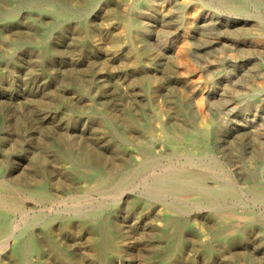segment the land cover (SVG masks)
<instances>
[{
  "label": "rangeland",
  "instance_id": "obj_1",
  "mask_svg": "<svg viewBox=\"0 0 264 264\" xmlns=\"http://www.w3.org/2000/svg\"><path fill=\"white\" fill-rule=\"evenodd\" d=\"M41 1L0 0V179L19 188L41 186L53 198L46 203L25 198L20 210L0 212V264H264V245L257 241L255 225L236 247L211 241L212 221L226 207L264 222V200L252 195L250 180L238 173L244 162L235 158L237 150L218 155L211 148L204 154L218 163L226 182L236 189L234 200L201 209L192 199H174L186 211L184 220L198 217L197 227L205 237L183 225L168 229L158 221L161 215H151L154 194L148 186L154 178H138L124 189L129 193L121 201L123 190L97 192L95 171L74 167L66 159L71 150L92 151L102 156L105 170L120 171L136 153L113 134L134 136L138 128L131 116L145 123L160 116L177 128L182 108L198 113L213 81L204 69L215 54L196 56L201 43L191 37L188 18L215 15L226 25L242 19L218 5L199 2L200 8L192 12L179 9L183 0H153L159 14L153 24L162 27L145 40L137 29L132 31L129 10L118 2L49 0L53 6L46 7ZM163 9L172 20L179 15L182 24L167 23ZM79 25L85 28L77 29ZM223 35L213 38L219 41ZM182 52L187 55L184 61L179 58ZM195 72L202 77L197 95L181 83ZM190 153L195 159L202 154ZM169 155L172 158L163 161L166 167H183L180 150L172 149ZM163 171L161 167L153 173L161 176ZM99 206L102 212L95 219ZM237 222L244 225L241 219ZM102 223L119 234L104 255L93 247ZM226 223L221 219L222 226ZM19 236L33 237L41 255L18 257ZM56 252L64 254L63 261Z\"/></svg>",
  "mask_w": 264,
  "mask_h": 264
},
{
  "label": "bare ground",
  "instance_id": "obj_2",
  "mask_svg": "<svg viewBox=\"0 0 264 264\" xmlns=\"http://www.w3.org/2000/svg\"><path fill=\"white\" fill-rule=\"evenodd\" d=\"M105 1L118 2L129 10L126 17L132 31L137 29L142 39L154 37L157 27H162L159 23L153 24L158 17L153 0ZM41 2L46 7L53 6L49 0ZM199 2L203 5H218L236 19H242L233 25H226L215 15H192L188 18L190 29L193 30L191 37L201 43L196 56L201 58L200 53L215 54L204 69L213 78L212 84L205 90L206 104L196 114L188 113L182 108L181 123L177 128L168 126L160 120V116H156L153 123H145L143 118L131 116L130 122L138 128L137 133L132 137L122 133L113 134L120 145L131 146L136 153V157L130 159L120 171L105 170L102 156L92 151L78 154L71 150L66 159L74 167L87 166L95 171L97 192L116 193L123 190L121 201L129 193L124 189L130 188L138 178H154V183L148 186L154 194L148 207L151 215L156 218L161 215L157 219L168 229L183 225L205 237L206 234L197 227L198 217L184 220L186 211L174 199H192L197 207L212 209L220 202H228L237 197L236 189L226 182L222 170L218 169V163L204 155L211 148L218 155H225V149L237 150L235 158L244 162L238 173L245 180H250L252 195L258 200H264V0H183L179 9L194 12L200 8ZM6 3H10V0H6ZM161 13L164 19L170 20L167 23L173 21L177 25L182 24L179 15L172 20V16L165 14L166 10H161ZM82 28L85 26L79 25L77 29ZM233 28L237 31L231 34L229 30ZM219 32L227 35L217 41L213 37ZM186 57L183 52L179 55L182 61ZM200 74L195 72L190 79L181 81L190 85L194 95L202 88ZM172 149L180 150L183 154L182 168L166 167L163 163L172 158L169 155ZM192 150L202 152L196 158L197 161L191 157ZM161 167L164 168L162 175H155L153 170ZM148 188L143 186L145 190ZM25 198L46 203L53 197L41 186L27 185L19 188L0 179L1 213L9 215L20 210ZM101 212L102 208L99 206L94 209V215H90L98 219ZM221 219L227 222L225 226L221 225ZM238 219L243 220L244 225H238ZM254 225L257 226V229L254 227L257 241L264 245V222L255 220L252 215L247 216L241 210L226 207L220 217L212 221L209 228L211 241L223 247H236L243 242ZM99 227L101 229L95 236L93 247L102 255L114 248L113 241L119 234L109 224L102 223ZM16 240L18 257L28 259L33 254L41 255L33 237L19 236ZM55 256L63 261L62 252H56ZM20 264L23 263L20 261Z\"/></svg>",
  "mask_w": 264,
  "mask_h": 264
}]
</instances>
